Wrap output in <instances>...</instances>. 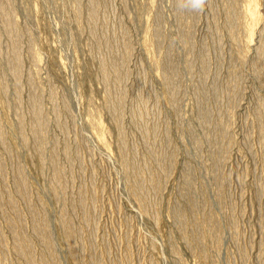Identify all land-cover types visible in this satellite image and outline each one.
<instances>
[{
  "label": "rangeland",
  "instance_id": "rangeland-1",
  "mask_svg": "<svg viewBox=\"0 0 264 264\" xmlns=\"http://www.w3.org/2000/svg\"><path fill=\"white\" fill-rule=\"evenodd\" d=\"M0 264H264V0H0Z\"/></svg>",
  "mask_w": 264,
  "mask_h": 264
},
{
  "label": "clouds",
  "instance_id": "clouds-1",
  "mask_svg": "<svg viewBox=\"0 0 264 264\" xmlns=\"http://www.w3.org/2000/svg\"><path fill=\"white\" fill-rule=\"evenodd\" d=\"M188 3L194 10L203 11L206 0H188Z\"/></svg>",
  "mask_w": 264,
  "mask_h": 264
}]
</instances>
